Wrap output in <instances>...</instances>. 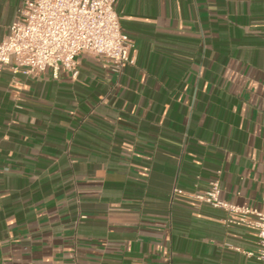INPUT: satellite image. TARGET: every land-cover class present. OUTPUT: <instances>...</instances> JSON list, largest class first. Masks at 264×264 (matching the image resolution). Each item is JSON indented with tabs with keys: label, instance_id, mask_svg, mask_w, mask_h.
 Wrapping results in <instances>:
<instances>
[{
	"label": "crops",
	"instance_id": "0c3cea01",
	"mask_svg": "<svg viewBox=\"0 0 264 264\" xmlns=\"http://www.w3.org/2000/svg\"><path fill=\"white\" fill-rule=\"evenodd\" d=\"M23 1L0 0V42ZM113 6L119 71L0 65V264H264L250 215L172 194L220 170L221 198L264 209V0Z\"/></svg>",
	"mask_w": 264,
	"mask_h": 264
},
{
	"label": "built area",
	"instance_id": "2783aa9c",
	"mask_svg": "<svg viewBox=\"0 0 264 264\" xmlns=\"http://www.w3.org/2000/svg\"><path fill=\"white\" fill-rule=\"evenodd\" d=\"M113 3L114 0H24L19 17L0 42V65L8 66L13 73L35 74L51 68L55 75L62 69L75 76L77 55L88 53L119 71L131 62L134 42L122 31ZM220 173L217 170L204 190L174 188L172 194L231 214L250 215L247 222L256 228L258 248L247 254L264 263V209L221 198ZM262 202L264 205V198Z\"/></svg>",
	"mask_w": 264,
	"mask_h": 264
}]
</instances>
